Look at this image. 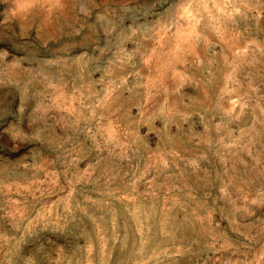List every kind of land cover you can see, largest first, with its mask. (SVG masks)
Segmentation results:
<instances>
[{
  "label": "rangeland",
  "instance_id": "374dc122",
  "mask_svg": "<svg viewBox=\"0 0 264 264\" xmlns=\"http://www.w3.org/2000/svg\"><path fill=\"white\" fill-rule=\"evenodd\" d=\"M0 264H264V0H0Z\"/></svg>",
  "mask_w": 264,
  "mask_h": 264
}]
</instances>
